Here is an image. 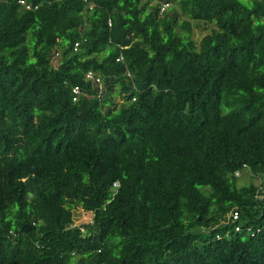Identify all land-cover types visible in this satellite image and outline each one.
I'll use <instances>...</instances> for the list:
<instances>
[{
    "label": "trees",
    "instance_id": "16d2710c",
    "mask_svg": "<svg viewBox=\"0 0 264 264\" xmlns=\"http://www.w3.org/2000/svg\"><path fill=\"white\" fill-rule=\"evenodd\" d=\"M27 2L0 0V264H264V0Z\"/></svg>",
    "mask_w": 264,
    "mask_h": 264
},
{
    "label": "rangeland",
    "instance_id": "374dc122",
    "mask_svg": "<svg viewBox=\"0 0 264 264\" xmlns=\"http://www.w3.org/2000/svg\"><path fill=\"white\" fill-rule=\"evenodd\" d=\"M208 31L204 24L196 25L194 28V38L200 39L204 32ZM260 179L250 173V170H245L237 179V185L243 187L251 183H258ZM75 219L77 223H81L91 219V215L85 212L81 207L75 210Z\"/></svg>",
    "mask_w": 264,
    "mask_h": 264
},
{
    "label": "built area",
    "instance_id": "2783aa9c",
    "mask_svg": "<svg viewBox=\"0 0 264 264\" xmlns=\"http://www.w3.org/2000/svg\"><path fill=\"white\" fill-rule=\"evenodd\" d=\"M19 3L22 4L23 6H25L27 9H32V8L37 9L38 8V5H33L32 3L27 2V0H19ZM88 76L91 77V78H93L94 77V73L92 71H90V72H88ZM97 80L100 81L99 78H97ZM100 84H101V82H100ZM74 91L76 93H80L81 90H80L79 87H75ZM236 174L237 175H240V172H236ZM234 217L235 218H238L239 217L238 212H236L234 214Z\"/></svg>",
    "mask_w": 264,
    "mask_h": 264
}]
</instances>
